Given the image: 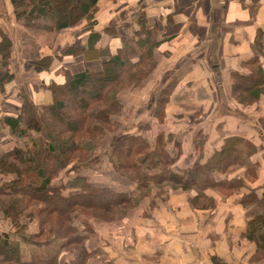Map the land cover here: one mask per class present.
I'll return each mask as SVG.
<instances>
[{
	"label": "trees",
	"instance_id": "trees-1",
	"mask_svg": "<svg viewBox=\"0 0 264 264\" xmlns=\"http://www.w3.org/2000/svg\"><path fill=\"white\" fill-rule=\"evenodd\" d=\"M63 1L11 0L15 18L24 27L20 46L25 68L45 72L52 68L56 59L79 55L86 60L103 58L102 65L100 70L87 68L77 73L66 70L63 82L53 81L50 85L53 96L51 103L39 105L22 92V104L17 114L0 116V175L3 178L10 174L12 177L10 182L0 185V212L5 218L12 219L14 225H18L22 214H26L31 221L38 220L40 226L39 232L21 238L17 237L12 227L6 230L0 228V264H61L58 252L45 256L42 251H37L31 254L30 259H21L20 256L21 243L48 247L58 239L64 240L61 248L77 249L80 264H90L92 254L87 241L91 235L88 230L80 231L77 228L76 218L81 213L78 208L108 211L121 216L123 207L135 201L131 193L94 181L92 177H101L84 173V170L94 159H90V152L100 146L105 126L114 125L111 116L123 105L120 100L122 91L139 85L156 68L154 50L159 45L157 29L147 26L146 14L140 11L136 13V31L115 53L107 52L104 57L105 49H97L95 44H81L77 35L75 41L57 56L44 54L46 51L36 36L58 34L61 30L75 27H80V34L92 30L96 25L94 13L99 9L100 0H74L69 6ZM86 18L88 21L82 25ZM92 35L100 38L99 34ZM262 37V31L259 30L256 37L257 56L246 63L249 73H233V93L245 107L257 104L264 94ZM51 47L53 45L50 46L53 49ZM13 48L11 37L1 31V91L4 81L13 78L9 70ZM172 90V85H169L160 91L165 103L170 101ZM161 136H158L160 144ZM199 140L198 145L204 142L202 138ZM224 140V144L211 157L216 161L217 172L244 167L248 170V177L255 176L258 163L250 157L257 153L256 146L240 136ZM151 146V142L142 133L122 136L112 150V168L118 172L134 174L141 187L177 179L186 189L196 186L200 191H205L214 186L233 195L245 185L242 179L215 180L213 164L211 171L207 163H193L181 174L173 170L180 156H170L166 146H159L160 150L152 149ZM77 154L83 157L75 163ZM103 163L105 165L107 160ZM160 167L162 172L157 170L150 173V170ZM63 172L66 175L72 172L75 176L63 185H55ZM14 176L17 177L13 179ZM242 197L244 207L256 205L253 210L255 214L248 218V229L244 236L264 248L262 196L251 189Z\"/></svg>",
	"mask_w": 264,
	"mask_h": 264
},
{
	"label": "crops",
	"instance_id": "crops-1",
	"mask_svg": "<svg viewBox=\"0 0 264 264\" xmlns=\"http://www.w3.org/2000/svg\"><path fill=\"white\" fill-rule=\"evenodd\" d=\"M140 11L146 14L147 26L157 29L159 42L154 50L156 68L143 83L145 95L151 96L150 88L156 87L159 96L163 88L172 85L168 116L174 114L172 110L190 109L194 115L190 127L196 147H199L197 139L203 135L210 157L224 144V139L240 136L256 146L257 153L250 158L258 167L252 177H248L244 167L216 172L218 181L242 179L245 185L233 195L217 197L212 207H198V214L189 218L183 234L161 228L163 238L157 236L153 255L159 263L144 259L143 263L131 264H264V248L244 236L256 205L244 207L241 203L242 195L251 189L264 201V94L256 105L245 107L233 93V73H249L246 63L257 56L259 30L264 39V0H100L92 30L80 34V27L61 30L53 49L44 46L47 48L44 54L57 56L77 35L81 44L105 49L104 57L109 52L115 53L136 31V13ZM23 30L22 23L15 18L11 0H0V40L3 31L14 42L9 67L12 84L0 90V116L17 114L22 92L39 105L51 103L50 85L53 81L63 82L66 70L77 73L87 68L101 69L103 58L86 60L79 55L56 59L49 71L27 70L21 60ZM92 33L100 38L91 37ZM47 36L43 34L41 41ZM262 65L264 68V56ZM203 160L200 157L199 161ZM192 164L181 162L177 166L186 170ZM107 178L92 177L101 184H107ZM0 228L9 229L7 224ZM22 244L31 254L36 251L49 254L45 252L50 250L49 246ZM121 264L126 262L121 260Z\"/></svg>",
	"mask_w": 264,
	"mask_h": 264
},
{
	"label": "rangeland",
	"instance_id": "rangeland-1",
	"mask_svg": "<svg viewBox=\"0 0 264 264\" xmlns=\"http://www.w3.org/2000/svg\"><path fill=\"white\" fill-rule=\"evenodd\" d=\"M72 1L74 0H64L63 2L66 6H69L73 3ZM97 12L98 9L94 13L95 17ZM86 20L88 21L87 18L84 19L82 25L86 24ZM58 35L59 32L58 34L53 33V35L44 37L42 41V37L36 36V39L39 43H42L43 47H49V45H54L53 43L57 40ZM66 39L69 41L71 37L68 36ZM44 49L46 50L47 48ZM154 70L136 87L122 91L120 100H122L123 105L121 108L118 107L111 116V121L114 125L105 126L106 130L99 141L100 146L90 152L92 154L90 159L93 157L94 159L90 161V165L84 170V173L90 175L108 176V185L118 190H126L131 193V196H135L133 204L123 207L124 211H121V216L108 211L78 208L81 211V213L78 211L81 215L78 214L76 218L78 222L77 228L80 231L88 230V233L90 232L89 235H91L87 241L92 254L90 264H115L117 261L121 264V260L122 262L125 261L126 264L138 261L143 263L144 259L149 263H154L155 261L159 263L158 258L155 259L153 255L157 236L161 239L163 238L161 228L167 232L170 229L177 235L179 233L183 234L184 226L190 222L189 218L198 214V207H212L217 201V197L230 196L225 193L226 191L224 192L221 188L219 190L214 186L207 188V190L205 189V191H200L196 186L186 189L177 179L173 181L165 180L159 184L155 183L148 185V187H141L138 185L134 174L118 172L112 168L111 154L114 144L122 136L138 132L148 138L152 144V149H159V146L163 145V147L166 146L170 156H180L173 170L183 174L187 170L177 165L181 162H193L194 164L202 165L207 163L209 169H211V164H213L212 169L217 172L216 161L211 159L213 155L209 157V150L208 147H204V142L199 147L195 146L192 128L190 127L194 115L190 109L188 111L181 108L178 111L172 110L171 112L174 114L168 116V102L165 103L162 96H158L159 93H156V87L150 88L151 96L145 95L146 88L143 87V83L154 73ZM11 84L7 80L4 81L2 87L5 88ZM180 111L181 113H179ZM188 127L190 128L187 130ZM204 127L208 128L207 124H204ZM159 135H162L161 144L158 142ZM87 137L89 138L90 134ZM201 138L204 141L203 135L200 136ZM197 141L200 142L198 139ZM195 155H198L197 160H195ZM81 157H83L82 154H77L74 158L75 163L80 162L79 158ZM200 157L204 159L203 162L199 161ZM104 160H107L105 165L103 163ZM159 170L161 171L162 168L150 170V173L159 172ZM62 174L59 180L55 181V185H63L75 176L72 172L69 175H66L65 172ZM16 177L14 176L13 179ZM11 178L10 174L5 175L3 178L1 177L0 185L6 181L10 182ZM213 178L217 180V176L214 177L213 175ZM20 219V223L14 225L12 219L5 218L3 213L0 212V225L7 224L9 228L12 227L17 237L21 238V236L26 235L31 237L32 234L39 232L38 220L31 221L26 214H22ZM178 224L179 227L177 228ZM158 230H160V234H158ZM63 242V239L54 241L49 245L50 250L45 252L49 253L48 256L58 252L57 256L61 264H80L78 262L79 254L76 252L77 249H63L61 248ZM21 246V259H30L31 253L29 249L27 250L22 243Z\"/></svg>",
	"mask_w": 264,
	"mask_h": 264
},
{
	"label": "built area",
	"instance_id": "built-area-1",
	"mask_svg": "<svg viewBox=\"0 0 264 264\" xmlns=\"http://www.w3.org/2000/svg\"><path fill=\"white\" fill-rule=\"evenodd\" d=\"M251 264H253V263H251Z\"/></svg>",
	"mask_w": 264,
	"mask_h": 264
}]
</instances>
